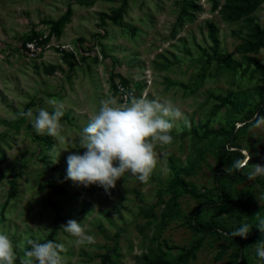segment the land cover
I'll use <instances>...</instances> for the list:
<instances>
[{
  "label": "rangeland",
  "instance_id": "374dc122",
  "mask_svg": "<svg viewBox=\"0 0 264 264\" xmlns=\"http://www.w3.org/2000/svg\"><path fill=\"white\" fill-rule=\"evenodd\" d=\"M224 1L0 0V231L22 246L16 264L36 238L63 243L64 264H174L199 237L187 227L190 214L206 199L217 200L212 177L218 148L239 152L245 164L250 155V166L264 165V126L252 124L257 108L264 109V83L240 53L245 21L219 14ZM252 18L264 28V2ZM208 23L216 28V47ZM254 56L264 67V47ZM127 93L172 101L190 127L181 123L171 133L173 143L157 147L159 162L146 184L126 175L106 193L66 179L67 157L85 151L78 147L80 130L102 100ZM52 99L63 102L64 140L37 135L18 116L28 109L52 112ZM218 129L235 134L236 148L229 149L228 136L207 135ZM54 144L61 152L56 163L49 155ZM233 160L228 156L220 168ZM250 166L241 167L242 182L222 183L227 201L200 213L199 221L215 220L230 233L248 223L247 237L258 236L264 177L249 180ZM174 176L200 199L172 193ZM68 220L83 223L95 243L77 244L62 230ZM256 244L242 246L244 264H264ZM238 261L234 245L208 236L185 264Z\"/></svg>",
  "mask_w": 264,
  "mask_h": 264
},
{
  "label": "clouds",
  "instance_id": "9594fccd",
  "mask_svg": "<svg viewBox=\"0 0 264 264\" xmlns=\"http://www.w3.org/2000/svg\"><path fill=\"white\" fill-rule=\"evenodd\" d=\"M48 103L53 106V111L41 108L34 115L32 109L20 111L19 117L28 119L37 135H47L58 140L62 136L63 125L61 118L64 115L63 102L55 99ZM190 127V122L185 113L172 101H161L149 98L147 95L137 97L127 93L123 98L109 96L100 102L98 110L89 119V122L79 132L78 147L84 153L70 154L67 157L66 179L85 188L98 185L105 192L116 187V182L126 175L134 177L140 183L149 182L153 171L156 169L159 157L157 147L173 143V130L179 131L180 125ZM252 124L256 128L264 126V116L256 114ZM60 151L54 144L50 156L56 163ZM240 159L232 161L225 167L226 174L239 171L242 166H250ZM248 179L257 176L264 177V165H251ZM264 198V197H261ZM255 227L264 233V217L256 214ZM42 232H50L40 229ZM62 230L76 238L80 245L95 243L94 236L87 234L83 223L68 220L62 225ZM252 226L248 223L240 225L230 233L231 237L247 239ZM29 247L23 248V258L20 264H64L62 253L67 251L63 243L52 240L40 242L39 238L29 239ZM21 245L14 244L6 232L0 231V264H16L18 259L17 249ZM256 254L264 260V241L255 246Z\"/></svg>",
  "mask_w": 264,
  "mask_h": 264
},
{
  "label": "trees",
  "instance_id": "16d2710c",
  "mask_svg": "<svg viewBox=\"0 0 264 264\" xmlns=\"http://www.w3.org/2000/svg\"><path fill=\"white\" fill-rule=\"evenodd\" d=\"M264 2V0H225L224 4L221 6L219 10V14L221 18L225 21L236 22L239 20H244L246 24V40L240 45V53L245 56L244 59L247 63V66H251L253 71L260 76L261 81L264 83V67L259 63L258 59L254 56L258 53L260 49L264 47V28H261L258 23L254 21L252 18V14L257 10V8ZM207 37L211 42L213 47L217 46V31L216 28L208 23L205 26ZM252 55V56H246ZM224 66H229L227 60H221ZM122 84L124 85L126 82L124 79H121ZM222 104H227L231 109L236 111V105L226 99H219ZM256 114L260 116H264L263 105H260ZM207 135L216 136L217 138H221L223 136H228L229 139V149L236 148V136L234 133H227L223 129L211 130L207 131ZM217 164L219 168L214 172L212 177L213 189L215 191L214 199H206L203 203H201L189 216L187 227L194 234L199 235L196 241L188 248L183 250L176 258L174 264H185L191 259L196 252L201 248L204 238L208 236H216L219 238L225 239L228 244L234 245L236 247L237 253L239 254V261L237 264H244V259L241 257V249L244 244H255L264 241V233H259L257 237H247L244 239L242 237H231L230 232L224 229L217 221L208 220L205 222H201L198 219V215L209 208H218L222 206L228 199L226 190L223 187V182L228 184H237L243 181L244 176L242 173V168L239 171H233L231 173L226 174L223 168H220L226 162V158L231 156L232 159H240L242 160V156L237 151H228L227 147L224 145L220 146L217 150ZM169 190L172 193L182 192L189 194L193 199L199 200L200 196L193 192L189 188V184L178 176H174L169 185ZM168 215L172 216L173 211L170 207L168 209ZM52 232L50 234V238L52 236ZM225 236V237H224ZM104 264V263H103ZM156 264H170L166 261H162L158 259Z\"/></svg>",
  "mask_w": 264,
  "mask_h": 264
}]
</instances>
